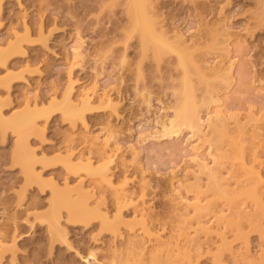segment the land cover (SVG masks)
<instances>
[{
    "label": "rangeland",
    "instance_id": "rangeland-1",
    "mask_svg": "<svg viewBox=\"0 0 264 264\" xmlns=\"http://www.w3.org/2000/svg\"><path fill=\"white\" fill-rule=\"evenodd\" d=\"M141 2L146 43L133 0H0V230L19 233L0 264H264V0ZM70 79L93 94L75 116ZM183 94L201 131L170 135ZM35 103L38 131L4 123ZM66 183L83 210L60 205L51 239Z\"/></svg>",
    "mask_w": 264,
    "mask_h": 264
},
{
    "label": "bare ground",
    "instance_id": "bare-ground-1",
    "mask_svg": "<svg viewBox=\"0 0 264 264\" xmlns=\"http://www.w3.org/2000/svg\"><path fill=\"white\" fill-rule=\"evenodd\" d=\"M133 3H134L136 8L140 9V10L138 9V11L136 13L137 15L135 18V25L138 28L143 30L142 43H146L153 37L152 32H151V30L153 28V24L143 13V10L141 9L142 8L141 0H133ZM16 45H18V47H19V44L16 42H12L10 44L11 48H13V49L18 48V47H16ZM7 52L8 51H6L4 49L3 50L0 49V63H4V61L6 60ZM72 89H73V80L70 79L69 83H68V90L66 91L65 96H64V100L62 101V106H63L62 110L66 115H69V116H75V115L79 114V110H78L77 106H79L80 103H82L83 106H89L91 103V100H92L91 98L93 96L92 93L83 90L80 93L79 98L78 97L74 98L72 95ZM106 97H108L107 99L109 101L112 100L109 96H106ZM56 103L57 102L55 100H53L49 103V106H53ZM38 106H39V104L35 103L32 111L24 112L22 114L16 113L11 117L12 118L11 121H9V122L4 121V123H6L7 126L13 127L15 130H18L19 132H20V128L23 127L25 125V123H27V125L30 124L31 129L38 131V128L35 126V118L37 116L46 115L48 112V108L38 107ZM192 106H194V105L190 102V98L187 95L183 94L181 101L177 104L174 118H171L170 120H168V123H166V124L164 123L163 128L166 131H168L170 135L177 134L181 130L182 127H188L193 132L201 131V126H202L201 117H200L199 113L196 111V109ZM0 115H1V110H0ZM26 149L28 150L29 155L27 154ZM33 153H34V150H32L28 147L27 142L24 140V136L18 135L17 140L15 142L13 155H15L20 161H22L24 163L25 171L28 170V172H30V173L32 171V163H30V161L32 162V157H31L32 155L31 154H33ZM100 159L103 161L102 163L104 165H106L108 163L110 157L103 155L102 157H100ZM87 161H88L87 163H89V158H87ZM71 162H72V156H69L68 165L72 166L73 164ZM26 167H27V169H26ZM85 167L89 168V165L86 164ZM48 173H49V171H48ZM38 176L40 177L41 175L38 174L37 177ZM100 177H102L103 180H105L110 185H112L114 183V180L112 179L111 174L109 172H107L106 170L104 172H102ZM67 185H68V183L65 184V188H62L56 184V186L53 187V189L51 190L52 197L49 201L50 206H51V212L46 214L47 218H51L52 220H56L55 224H50V223H49L50 225L48 224L49 229H50L51 239H61V237H63V232H62V229L60 227V222L58 220L59 214H60L58 212V207L60 205L65 206L67 208L68 217L72 221L78 220V217H79L78 211L83 210L81 203H78L75 200H73L72 194L70 193L72 189ZM35 202L36 201L33 200L32 203H35ZM36 203L38 204V202H36ZM36 203L34 205H37ZM30 205H32V204H30ZM38 205H40V203ZM30 208H32V207L30 206ZM42 216H43V214H35L36 218H42ZM16 217H17V214H16ZM15 230H16V228H15ZM9 231H10V229H9ZM18 234L19 233L13 232L10 235L7 231H5L3 229L0 230V262L2 261V259L4 257V252L8 248L16 246L17 240H18L17 237L19 236ZM9 242H11V246L7 244ZM163 242H165V241H163ZM22 243L23 242H21V244ZM128 262H130V261H128Z\"/></svg>",
    "mask_w": 264,
    "mask_h": 264
}]
</instances>
